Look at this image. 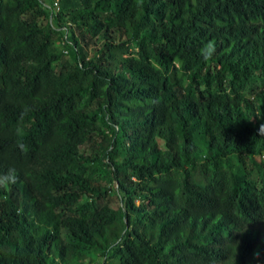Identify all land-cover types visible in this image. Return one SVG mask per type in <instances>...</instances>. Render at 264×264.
<instances>
[{"label": "trees", "instance_id": "trees-1", "mask_svg": "<svg viewBox=\"0 0 264 264\" xmlns=\"http://www.w3.org/2000/svg\"><path fill=\"white\" fill-rule=\"evenodd\" d=\"M261 125L264 0H0V264H264Z\"/></svg>", "mask_w": 264, "mask_h": 264}, {"label": "clouds", "instance_id": "clouds-1", "mask_svg": "<svg viewBox=\"0 0 264 264\" xmlns=\"http://www.w3.org/2000/svg\"><path fill=\"white\" fill-rule=\"evenodd\" d=\"M215 53V45L214 42L209 41L206 43L201 49H200V54L201 56L207 60L211 58ZM264 130V125L260 126V131ZM26 150V146H25ZM17 180V176L15 173V169H9L8 173L5 175H0V186L7 187L10 184L15 183Z\"/></svg>", "mask_w": 264, "mask_h": 264}, {"label": "rangeland", "instance_id": "rangeland-1", "mask_svg": "<svg viewBox=\"0 0 264 264\" xmlns=\"http://www.w3.org/2000/svg\"><path fill=\"white\" fill-rule=\"evenodd\" d=\"M54 4H55V1H54ZM54 11H58V6L57 5H54ZM91 50H92V47L90 46V47H88L87 51L85 50V53H87V52L90 53Z\"/></svg>", "mask_w": 264, "mask_h": 264}]
</instances>
